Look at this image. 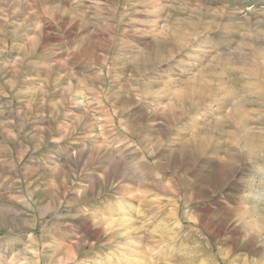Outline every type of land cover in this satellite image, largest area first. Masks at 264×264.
Here are the masks:
<instances>
[{
    "label": "rangeland",
    "instance_id": "374dc122",
    "mask_svg": "<svg viewBox=\"0 0 264 264\" xmlns=\"http://www.w3.org/2000/svg\"><path fill=\"white\" fill-rule=\"evenodd\" d=\"M0 264H264V0H0Z\"/></svg>",
    "mask_w": 264,
    "mask_h": 264
}]
</instances>
